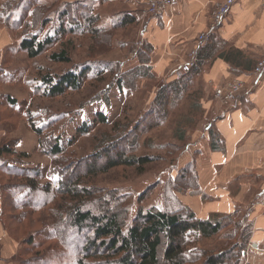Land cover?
Segmentation results:
<instances>
[{"label":"rangeland","instance_id":"rangeland-1","mask_svg":"<svg viewBox=\"0 0 264 264\" xmlns=\"http://www.w3.org/2000/svg\"><path fill=\"white\" fill-rule=\"evenodd\" d=\"M27 2L26 0H15L14 3L16 4L10 5L9 0H0V27L9 28L12 32L13 45L10 51L7 52L6 58L8 56V59L12 62L11 75L17 76V80L15 79L16 81L12 82L13 94L18 96L27 95V101H24L28 104H24L26 109L33 111L35 114L40 112V114H36L40 115L39 118L35 119L36 122L38 124L45 123L46 126L50 124L44 134L51 137L59 135L64 144L63 152L56 161L57 163H54L48 155L37 150V147L34 150L33 159L28 160L30 164L39 165L31 168L44 169L45 177L42 184L53 183V193L48 195L47 201L54 198L52 195L56 192L55 187L59 185L61 187L62 182H75L78 178H82L81 185L92 188L93 191L92 195L83 198V206L96 213H101V206L105 204L108 207H117L119 210L125 211L123 218L127 225L126 229L141 209L146 210L157 206L164 210H172L179 207L181 205L179 192L187 184L181 175L182 171L172 172L171 170L177 165L181 153L189 144L188 142H180L176 132L180 130V124L186 121L190 113L187 111V103L184 99L168 106L166 108L167 114L161 122L155 120L159 114L154 103L155 93L149 94L150 91L145 90L147 86L143 87L144 83H141L140 79L133 81L132 85H135V87L128 86L125 80L128 78V76H125L126 73L138 63L140 59L137 58L139 52L147 49V44L139 36L138 28L130 25L126 27L113 25L114 22H119L122 18V15H119L118 12L122 13L123 11L122 8L115 7L113 4L107 5L103 8V15L112 14L111 16L114 19L111 18L107 23L106 29L109 30L103 32L102 35L104 36L95 38L84 32L67 34L61 42L54 43L43 55L32 59L27 52L22 51L19 47L24 37L30 36L29 34L32 33H38L41 37H44L46 34L55 32L60 25L59 14L68 2L73 5L71 11L79 14L78 10H82V5H86L88 2L90 5L98 7L101 0H39V4H44L47 10L41 11L43 9H39L36 16H34V13L31 15V12H27L25 8ZM32 6L30 10H32ZM47 19H49V22L45 21ZM44 21L45 23H43ZM7 22L13 24L14 27L7 26ZM63 43L68 46L67 48L72 56L71 64H58L50 59V54L62 49ZM87 64L105 68L103 70L104 81H98V76H90L89 78L86 76L80 90H70L63 96L54 99L45 98L41 93L36 94L33 91L34 83H36L38 77L37 74L40 71L53 73L56 71L65 73L70 69L81 71V69L87 67ZM109 66L111 67L108 68ZM161 84H163V81ZM97 95L101 98L93 101ZM168 97L170 102H173V96L168 95ZM99 112L106 113L110 122L106 124L95 122ZM87 121L95 122L89 133L79 136L72 145L64 143V140L75 136L77 128ZM137 125L140 126V129L135 131ZM125 135H129V137L125 138ZM36 136L38 138V135ZM108 147H110L108 153L113 156L133 152L137 155H149L159 158L143 167V171H140L137 167H118L104 174L86 176L87 166L94 162L96 158L100 165L105 162V156L108 154L105 150H108ZM46 157H49V159H46ZM48 161L50 163L47 165ZM53 165L57 167L54 170L55 175L52 174L51 177L49 168ZM191 175V173H188L187 177ZM58 177L59 183L56 181ZM116 190L118 191L114 193ZM116 194L117 198H114ZM62 198L60 202H66V198L64 200ZM68 200H70L69 203L73 202L70 198ZM51 206H57L55 199ZM43 213L48 215V217L47 215L45 217L41 215L45 224L43 228L53 233L52 228L56 221L55 216L52 214L53 211L52 213L43 211ZM38 216L36 220L39 218ZM240 221L242 219L239 217L232 220L228 219L227 224L229 227H225L219 235L205 239L200 244L202 247L211 249L220 247L225 240V233ZM40 225L34 224L32 228H36L35 230L40 229L43 226ZM22 231L18 229L12 237L21 243V247H24L26 246L24 240L27 233ZM72 231L70 228L71 242L66 247V252L64 250L59 262L49 260L43 262V264H78V259L82 256L79 251L92 235V231ZM37 240L42 241L45 247L51 243L45 242L44 235L38 237ZM249 243L250 240L246 246L244 264L247 263V257L250 255V264H264V258L253 256L254 254H260V252L248 251ZM38 250L29 247L19 253L17 259L30 264H40L39 254L42 250ZM88 260L90 262L96 261L93 258ZM197 264H201V262Z\"/></svg>","mask_w":264,"mask_h":264},{"label":"crops","instance_id":"crops-1","mask_svg":"<svg viewBox=\"0 0 264 264\" xmlns=\"http://www.w3.org/2000/svg\"><path fill=\"white\" fill-rule=\"evenodd\" d=\"M217 1L179 0L161 16L147 18L141 12L146 0L103 1L122 8L119 15L134 16L130 26L137 27L138 35L151 47L136 64L149 66L151 77L140 79L149 94L156 95L165 83L175 80V69L188 59L198 34L208 28ZM111 15L103 17L109 22ZM11 33L9 28L0 27V145L13 141L15 149L13 154H0V264H18L21 249V243L9 234L1 219L3 162L17 167L39 166L28 161L35 155L37 134L16 110L27 101V95L13 94L12 83L6 79L12 72V62L6 58L13 45ZM263 55L264 7L260 0H239L212 40L200 48L198 64L179 89V101L186 99L190 114L180 124L177 138L189 144L180 155L178 168L171 171L195 172L194 184L186 181L179 198L197 217H239L245 225H251L249 240L259 242L264 249L260 205L264 192V73L256 77L252 74ZM234 78L246 81L248 87L231 108L221 110L213 90ZM9 96L16 99L18 108L10 105ZM215 114L218 119L207 128L205 120ZM253 256L264 258V253ZM250 257L246 264H250Z\"/></svg>","mask_w":264,"mask_h":264},{"label":"trees","instance_id":"trees-1","mask_svg":"<svg viewBox=\"0 0 264 264\" xmlns=\"http://www.w3.org/2000/svg\"><path fill=\"white\" fill-rule=\"evenodd\" d=\"M14 1L9 0L10 5L16 4ZM26 1H28V4L25 8L27 12H31V15L33 13L34 16L38 15L39 9H43L41 11L47 10L44 4H39V0ZM70 4L71 2H68L60 12V25L55 32L46 34L44 37H41L38 33L29 34L30 36L21 40L20 49L27 52L28 56L34 59L43 55L54 43L61 42L62 38L67 34L84 32L95 38H101L104 36L102 35L103 32H108L109 29H106L108 22L103 17L102 12L107 5L103 4V0L99 3L101 6L98 7H94L88 2L86 5H82V10H78L80 16L71 11L73 10V5ZM31 6L32 10H30ZM45 21L49 22V19ZM134 22L135 17L126 13L119 22H114L113 25L126 27ZM7 23V26L14 27L13 24ZM67 47L64 44L62 49L50 54V59L58 64H71L72 56ZM150 49L151 47L147 45V49L141 50L137 58H141V55L149 54ZM109 65L112 66L113 64ZM103 70L105 68L87 64V67L81 69V71L72 69L65 73L40 71L37 74L38 77L36 83H34L33 91L36 94L41 93L43 97L48 99L59 98L70 90H80L86 76L87 78L98 76V81H104ZM149 70V66L146 64L131 67L125 75L128 76L125 79L128 86L135 87V85H132L133 81L151 77ZM6 77L7 81L11 83L17 80V76L13 74H7ZM185 79L175 78L174 81L165 83L159 88L154 99L159 112L155 120L157 119L161 122L167 114L166 108L178 103L179 89L183 86ZM171 92H173V102H170L168 97ZM99 98L101 97L97 95L93 101ZM8 101L12 107L18 108L14 97L9 96ZM24 104L26 102L16 109L18 110L17 114L20 113L22 117L25 116L29 128L38 135L37 150L48 155L55 163L63 152L64 144L62 140L59 135L56 137L45 135L44 133L50 127V124L48 126L45 123L38 124L35 119L40 117V115H36L40 114V112L35 114L31 110H27ZM95 122L106 124L110 120L106 113L99 112ZM95 122L87 121L82 123L77 128V134L68 140H64V143L72 145L79 136L89 133ZM138 125L134 129L135 131L140 129ZM179 131L176 133L179 134ZM128 137L129 135H125V138ZM109 149L110 147L105 152H110ZM14 152L13 141L4 142L0 145V154H13ZM105 158V162L101 165L98 164L97 158L90 163L87 166L86 176L104 174L118 167H137L140 171H143V167L155 162L159 157L137 155L132 152L131 154L120 153L115 156L108 153ZM3 165L6 170L1 178L3 206L1 219L11 236L17 233L18 229L23 230V233H27L24 240L27 248L22 246L19 253L29 247L39 249L38 251L42 250L39 254L40 264L49 260L59 262L64 250L66 252V247L71 242L70 228L73 230L72 232L92 231V235H90L79 251L82 256L78 259V264H197L200 262L201 264H244L246 246L251 234V225H245L243 220L235 223V226L225 233V240L220 247L214 249L206 248L202 247L200 243L205 239L219 235L228 226V219H233L231 216L213 215L208 219H202L197 217L189 206L181 202L179 207L172 210H164L157 206L146 210L141 209L126 229L127 225L123 218L125 211L123 212L117 207H108L105 204L101 206V213H96L83 206V198L87 197V195H92L93 191L92 188L81 185L82 178H78L75 182H62L61 187L60 185L55 187L56 192L52 195L54 198L47 201L48 195L53 193V183L42 184V180L45 177L44 169L11 166L8 161H4ZM56 167V165H53L49 168L51 177L52 174L55 175L54 170ZM174 168H178V163ZM188 173L192 175L187 177L188 174L185 172L181 175L185 182L194 184L195 172L189 171ZM56 181L60 182L59 177ZM61 197H63V200L66 198V202L63 201L61 203ZM69 198L73 202L69 203ZM114 198H117V194ZM54 199L57 201L55 208L51 206L54 203ZM45 210L51 213L53 211L52 214L55 216L56 221L52 228L53 233L43 228L45 224L42 216L45 217L47 215L43 213V211L47 212ZM37 216L39 218L36 220ZM34 224L44 225L40 229L35 230L36 228H32ZM42 235L45 237V242H51L47 247L42 241L37 240ZM90 258L96 261L90 262L88 260ZM19 263L30 264L29 262H24V260H20Z\"/></svg>","mask_w":264,"mask_h":264},{"label":"built area","instance_id":"built-area-1","mask_svg":"<svg viewBox=\"0 0 264 264\" xmlns=\"http://www.w3.org/2000/svg\"><path fill=\"white\" fill-rule=\"evenodd\" d=\"M239 0H219L214 3L211 15V22L207 29L200 32L196 38L195 46L190 50L188 59L177 67L174 71L175 78L184 79L196 67L199 61V50L210 42L213 36L218 32V29L231 7ZM264 7V0H260ZM179 0H146L141 12L145 18L150 16H161L167 9L174 8ZM264 73V55L260 58L253 70V76H259ZM248 87L246 81L240 78H234L227 81L223 85L216 86L213 90L214 98L219 104L221 110L231 108L238 100L240 94ZM218 119V114L211 116L206 121V127L209 128L214 121ZM261 213L264 214V192L261 200ZM248 251L263 252L264 249L259 242L250 241Z\"/></svg>","mask_w":264,"mask_h":264}]
</instances>
